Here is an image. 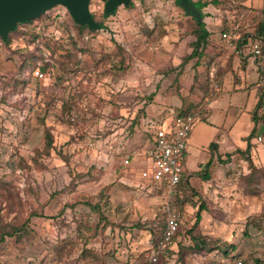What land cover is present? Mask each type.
Masks as SVG:
<instances>
[{
    "label": "rangeland",
    "instance_id": "obj_1",
    "mask_svg": "<svg viewBox=\"0 0 264 264\" xmlns=\"http://www.w3.org/2000/svg\"><path fill=\"white\" fill-rule=\"evenodd\" d=\"M200 1L208 2L207 47L231 23L241 32L263 18L243 0ZM104 8L91 0L105 29H80L57 5L9 42L0 38V264H231L237 256L264 264V167L253 170L245 154L215 196L204 199L198 189L177 199L182 224L171 258L152 262L164 209L128 185L137 164L123 159L134 152L133 161L141 159L143 145H152L145 130L181 103L200 105L188 94L210 54L189 58L199 25L177 0H133L108 17ZM151 104L166 107L156 115ZM151 191L170 195L161 182ZM200 206L223 224L204 226ZM203 240L206 249L197 245ZM213 242L218 253L209 251Z\"/></svg>",
    "mask_w": 264,
    "mask_h": 264
},
{
    "label": "crops",
    "instance_id": "obj_2",
    "mask_svg": "<svg viewBox=\"0 0 264 264\" xmlns=\"http://www.w3.org/2000/svg\"><path fill=\"white\" fill-rule=\"evenodd\" d=\"M242 3L250 8V12L253 11L251 8L260 12L264 10V0H243ZM240 35L238 41L229 45L220 33L216 42L218 45L210 44L206 48L212 60L204 62L203 67L208 68L210 72L213 91L205 96L201 92L204 109L200 118L203 121L192 130L184 158V176L193 188L201 191V197L204 199L215 196L220 185L228 184L233 175L227 171L236 165L240 154H245L246 163L251 162L257 168L264 167V116L256 113L261 93V61L252 53V44L258 38L257 27L241 31ZM194 99L200 97L194 95L192 100ZM181 105L182 103L178 107ZM233 105L236 108H232ZM153 106L154 104H151L150 110L157 112L156 115L159 114L160 108L166 107ZM231 109L236 115L233 116ZM239 110L241 115L238 117ZM215 127L218 129L217 134ZM239 130L243 133L236 136L234 133ZM142 159H145L144 156L133 161L137 164L136 175L127 183L132 187L135 185L137 191L153 196L154 202L164 209L168 198L152 192L151 185L154 181L140 176ZM209 162L211 165L207 168ZM201 212L204 226L215 230L223 224L213 217L209 210L201 207ZM218 251L214 250L213 253Z\"/></svg>",
    "mask_w": 264,
    "mask_h": 264
},
{
    "label": "built area",
    "instance_id": "obj_3",
    "mask_svg": "<svg viewBox=\"0 0 264 264\" xmlns=\"http://www.w3.org/2000/svg\"><path fill=\"white\" fill-rule=\"evenodd\" d=\"M240 24L231 23L228 30L222 33L229 45H233L241 37L239 31ZM253 56L261 61V93L257 105V111L264 116V38H257L252 44ZM35 77L43 79L46 74L36 68L33 71ZM200 118L195 114L176 115L173 112L166 115L162 121L153 125V146L144 153L141 162L140 176L142 178L161 182L170 188V195L165 202L164 213L166 226L153 247L151 253L152 262H158L162 256L166 259L171 258L170 245L175 234L182 224L179 212L171 209L169 199L178 190V184L185 175L184 158L187 151V144L196 120ZM138 153L129 154L124 158L125 165H133V158ZM233 264H246L241 257L235 258Z\"/></svg>",
    "mask_w": 264,
    "mask_h": 264
},
{
    "label": "trees",
    "instance_id": "obj_4",
    "mask_svg": "<svg viewBox=\"0 0 264 264\" xmlns=\"http://www.w3.org/2000/svg\"><path fill=\"white\" fill-rule=\"evenodd\" d=\"M194 1H195V4H196L197 8L200 10V12L202 14L203 21L202 22H199L194 16H191L190 15L191 17H193L194 19H196L197 22H198L199 28H198L197 32L199 34H198V36H197V38H196V40L194 42V48H193L192 54L190 55L189 58H192L193 56H196V57H198V60H199L200 58L201 59H204V58H206V56H208L207 55V51H206V47L208 46V43L210 41L209 40V37L211 36V33L207 29V27H206V22L204 21V17L207 16V15L203 11V7L204 6H207L208 5V2L207 1H200V0H194ZM177 2H178V0H177ZM132 5H133V0H131L127 4H124L125 7H131ZM116 11L113 14H115ZM261 13L263 15V18H262V20H260V22L258 24V27H257V37L262 39V38H264V10L261 11ZM113 14H106L105 8H104V16L105 17H108L109 15H113ZM185 14H186V12H185ZM39 17H37V18H39ZM92 17L99 24L102 25V28L103 29L106 28V26L104 25V22L98 20L96 18V16H95L94 13H92ZM37 18H35V19H37ZM35 19H33V20H35ZM33 20H31L30 22H32ZM74 22H75V24L78 25V27L80 29H88V30H91V31L99 30V29H91L88 26H83V25L77 23L75 20H74ZM22 24H24V23H19L18 26H17V28H16V30L10 32L7 36H4V37L3 36H0V38L4 42H9L11 40L12 34L14 32H16L18 30L19 26L22 25ZM102 28H100V29H102ZM241 29L242 28H240V30ZM224 30L221 31V35H222V33H223ZM211 60H212V58L210 57V61ZM198 64H199V62L197 61L196 62V66L199 67ZM196 81L197 80H195L193 82V84L191 85L188 96L194 95L196 93L200 97V99H201V92H202L203 96H205L206 94H209L211 91H213L212 90L213 89L212 82H211V78H210V72H209L208 68H206L205 70L201 71V81H200V83L198 84V83H196ZM195 85H197V86H195ZM183 100L186 101L187 98L186 97L185 98L183 97ZM203 109H204L203 108V101L201 100L200 105L198 104L194 108L185 107V104L183 103V105L181 107H178L175 110H173V113L176 114V115L195 114V115H199L200 116ZM256 113H258L257 108H256ZM145 135H146V142L148 140H151V144L152 145L149 146V145H147V143H145V145H143V147H142V150H143L144 153L153 146V133L150 130H145ZM52 145H53V135H52V133L50 131H47L46 132V146H47V149H50L52 147ZM228 157H230V154H228ZM123 163H124V159H123ZM124 165H125V163H124ZM210 165H211V162L208 163L207 168L210 167ZM255 167L256 166H254V164L252 163L251 164V168L254 170V169H256ZM249 176L250 175L248 174L247 177H249ZM196 193H198L197 192V189L196 188H193V186H191L189 180L184 176L182 178V180L180 181V183L178 184V190H177V192L172 196V198L170 200V204L169 205L171 206V209H173V210H175V211L178 212V210L176 209L177 199L179 197H181L182 195H188V194L196 195ZM201 207L203 208V206H200L199 210H201ZM198 215H199V213H198ZM198 218H199V216H198ZM180 227H179V230H180ZM20 229H24V228H20ZM179 230H178V232H179ZM178 232L175 234L173 241L175 240V237L177 236ZM4 238H5V236H3L0 241L4 240ZM215 243H217V242H215ZM204 244H205V241L204 240L203 241H200V243H197V245H199L200 247L206 249V246H203ZM213 244H214V242H213ZM209 247H210L209 248V251L214 250V249L217 250L216 249L217 247L215 246V244L213 246H209ZM204 251H206V250H204ZM163 257L164 256H162L160 258V260ZM236 258H238V256ZM241 258H243V257H241ZM243 259H244V261H245L246 264H250L249 261L246 258H243Z\"/></svg>",
    "mask_w": 264,
    "mask_h": 264
},
{
    "label": "water",
    "instance_id": "obj_5",
    "mask_svg": "<svg viewBox=\"0 0 264 264\" xmlns=\"http://www.w3.org/2000/svg\"><path fill=\"white\" fill-rule=\"evenodd\" d=\"M104 1L106 14H113L119 6L131 0ZM90 2L91 0H0V36H7L16 30L19 23H28L57 5L65 6L77 23L91 29H100L102 25L92 17ZM178 4L187 15L194 16L199 22L203 21L194 0H178Z\"/></svg>",
    "mask_w": 264,
    "mask_h": 264
}]
</instances>
